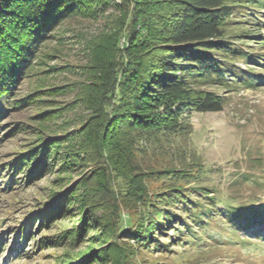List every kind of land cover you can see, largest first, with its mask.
Instances as JSON below:
<instances>
[{
	"label": "trees",
	"instance_id": "trees-1",
	"mask_svg": "<svg viewBox=\"0 0 264 264\" xmlns=\"http://www.w3.org/2000/svg\"><path fill=\"white\" fill-rule=\"evenodd\" d=\"M249 4L264 9V0H0V118L9 108L16 109L22 103L15 98L17 85L30 72L41 45L59 23L90 13L98 17L109 8L116 9L123 15V26L113 42H98L95 47L101 50L91 51L86 81L78 98L89 112L75 134L80 136L68 138L61 166H95L80 183L84 192L81 209L86 204L100 209L93 193L116 196V182L122 194L132 196L139 192L136 198L142 203L145 173L156 171L149 161L140 162L138 155L159 148L161 143L175 146L179 138L192 131L188 115L191 112L222 111L225 97L203 86L229 88L236 77L248 74L241 66H235L236 61L250 63L260 58L232 41V37L242 36L247 21L254 19L252 16L260 20L251 13ZM51 143L63 147L61 140ZM50 148L34 149L9 162V170L5 171L10 176L2 180L6 187L14 188V180L22 174L28 184L37 174L47 173L57 158H52ZM40 153L41 159L34 163ZM161 172H167L172 185L165 189L163 200L152 203L151 213L143 219L136 223L128 220L121 226L110 213L96 217L97 225L102 226L103 240L96 234L92 238L108 244L99 262L137 264L135 257L144 248H155L160 253L158 257H166L170 245L182 247L188 242L187 247H195L203 239L208 242L205 238L217 241L216 247H226L227 242H218V235L201 234L207 232L218 214L210 192L206 193V202L199 199L177 208L184 218L172 210L188 199L186 187L176 182L200 180L204 171L200 168L194 178L186 168L174 167L158 173ZM60 209L66 217L64 206ZM57 211L51 208L42 214L46 224L56 219ZM222 214L232 228L238 227L244 233L253 230L257 237L264 238V210L259 207L230 205ZM81 217L83 227L76 234L78 241L84 239V231L90 229L92 221L87 211ZM169 225L174 235L159 244L155 236ZM21 231L16 242L25 244L30 230L23 227ZM119 234L135 239L136 244L118 241ZM43 243L44 240L37 241L38 246ZM93 261L87 257L72 264H94L96 260Z\"/></svg>",
	"mask_w": 264,
	"mask_h": 264
},
{
	"label": "rangeland",
	"instance_id": "rangeland-1",
	"mask_svg": "<svg viewBox=\"0 0 264 264\" xmlns=\"http://www.w3.org/2000/svg\"><path fill=\"white\" fill-rule=\"evenodd\" d=\"M249 6L251 13L261 21L254 16L251 18L255 20L243 18L248 23L246 30L241 37H232V41L260 58L250 63L236 61L235 66H241L248 74L236 77L229 88L203 86L225 97L224 109L191 112L188 115L192 131L179 138L175 146L161 143L159 148L138 155L140 162L149 161L156 171L145 173L147 177L142 184L146 192L141 196L142 203L136 198L139 192L132 196L122 194L116 182L113 185L116 196L110 192L112 197L98 191L93 193L100 209L86 203L81 209L84 192L80 183L95 166L92 163L69 164L65 168L61 166V160L68 138L80 136L75 134L81 130L83 117L89 112L78 98L86 81L91 51L101 50L96 48L98 42L110 44L114 41L115 33L123 26V15L109 8L98 17L91 13L70 17L50 32L30 72L15 90V98L22 103L16 109L9 108L0 118V264H72L87 257L96 260L94 264H110L109 261H98L105 256L102 250L108 244L100 241L103 240L100 237L102 226L97 225L96 217L110 213L121 226L128 224V220L136 223L143 219L151 213L152 203L159 198L163 200L165 189L172 185L167 172L158 173L159 170L174 167L186 168L193 178L200 168L204 173L197 181L176 182L186 187L184 192L188 199L172 210L184 218L177 208L199 199L206 202V193L210 192L218 214L210 222L207 232L201 234L204 237L218 235V242H227L226 247H216L217 241L205 238L208 242L203 239L195 247H187L188 242L182 243V247L170 245L171 251L166 257H158L160 253L155 252V248H144L135 257L137 264H264V238L257 237L253 230L244 233L238 227L232 228L222 214V210L230 205L257 206L264 210V44L261 43L264 9ZM57 140L63 141L62 149L51 143ZM44 146H51L52 158L57 157L53 167L47 173L37 174L28 184L22 174L20 179L14 180V188L6 187L2 180L10 176L5 171L9 170L8 163ZM41 157L42 153L34 163ZM114 202L118 210H115ZM61 204L66 209V217L60 213ZM51 208L58 211L56 219L48 225L42 214ZM86 211L92 220L90 229H86V236L78 241L76 234L83 227L81 215ZM171 226L162 229L158 235L153 234L157 235L159 244L174 235ZM23 227L30 230L29 238L25 244H20L16 237L21 235ZM193 228H197L195 224ZM95 234L100 240L92 238ZM123 235L119 234L117 240L131 246L136 244L135 239ZM40 240L45 243L38 246Z\"/></svg>",
	"mask_w": 264,
	"mask_h": 264
}]
</instances>
